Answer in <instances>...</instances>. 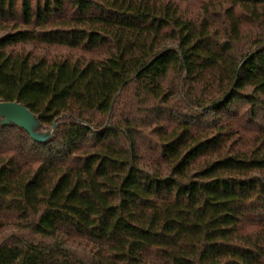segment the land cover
I'll use <instances>...</instances> for the list:
<instances>
[{
    "label": "trees",
    "instance_id": "1",
    "mask_svg": "<svg viewBox=\"0 0 264 264\" xmlns=\"http://www.w3.org/2000/svg\"><path fill=\"white\" fill-rule=\"evenodd\" d=\"M0 73V264H264V0H0Z\"/></svg>",
    "mask_w": 264,
    "mask_h": 264
},
{
    "label": "water",
    "instance_id": "2",
    "mask_svg": "<svg viewBox=\"0 0 264 264\" xmlns=\"http://www.w3.org/2000/svg\"><path fill=\"white\" fill-rule=\"evenodd\" d=\"M0 125L17 126L24 129L34 141L46 143L54 135L57 124L49 130H43L42 122L24 104L18 100L5 101L0 98Z\"/></svg>",
    "mask_w": 264,
    "mask_h": 264
},
{
    "label": "rangeland",
    "instance_id": "3",
    "mask_svg": "<svg viewBox=\"0 0 264 264\" xmlns=\"http://www.w3.org/2000/svg\"><path fill=\"white\" fill-rule=\"evenodd\" d=\"M50 51H52V52H49V53H55V54H59V55L69 54L64 49H54V50H50ZM6 82H7V79H6L5 73H0V98H2L5 101H12L14 98L12 96H10ZM50 128H48L47 130H49ZM73 135L76 137L77 136L78 137H86L87 136L84 131H80V130L73 131ZM75 244H77V245L78 244H86L91 248H94V249L96 248L94 245L86 243L85 241L79 240V239L75 240Z\"/></svg>",
    "mask_w": 264,
    "mask_h": 264
}]
</instances>
